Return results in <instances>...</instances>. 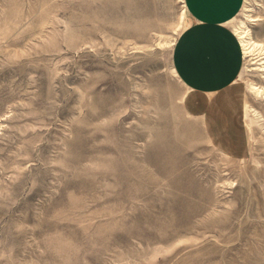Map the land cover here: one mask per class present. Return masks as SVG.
<instances>
[{
	"label": "rangeland",
	"instance_id": "374dc122",
	"mask_svg": "<svg viewBox=\"0 0 264 264\" xmlns=\"http://www.w3.org/2000/svg\"><path fill=\"white\" fill-rule=\"evenodd\" d=\"M185 5L0 0V264H264V0L211 126L174 68Z\"/></svg>",
	"mask_w": 264,
	"mask_h": 264
},
{
	"label": "crops",
	"instance_id": "0c3cea01",
	"mask_svg": "<svg viewBox=\"0 0 264 264\" xmlns=\"http://www.w3.org/2000/svg\"><path fill=\"white\" fill-rule=\"evenodd\" d=\"M184 1L191 24L176 44V73L189 93L209 101L204 113L208 126L215 111L222 117L238 119L242 98L235 94L234 87L242 73L244 57L231 23L242 11L245 0ZM239 122L235 125L239 126ZM240 130L237 127L235 134Z\"/></svg>",
	"mask_w": 264,
	"mask_h": 264
},
{
	"label": "bare ground",
	"instance_id": "6f19581e",
	"mask_svg": "<svg viewBox=\"0 0 264 264\" xmlns=\"http://www.w3.org/2000/svg\"><path fill=\"white\" fill-rule=\"evenodd\" d=\"M185 7H186V5H185ZM252 21L253 22H259V21H261V19L260 18H255V19L253 18ZM248 33H249V36L251 37L250 40H251V43L253 44V46H255L257 48H261V47L264 48V45L262 43L255 41L254 38H252V33H251V30L249 28H248ZM243 35H244V33H240L239 39L241 40V43H242L241 45L244 47L243 51H246V48H245L246 47V41H245L246 37ZM256 90L258 93L264 94V88H256Z\"/></svg>",
	"mask_w": 264,
	"mask_h": 264
}]
</instances>
